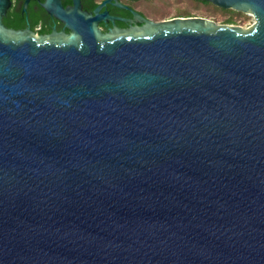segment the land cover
Returning <instances> with one entry per match:
<instances>
[{
  "label": "water",
  "instance_id": "obj_1",
  "mask_svg": "<svg viewBox=\"0 0 264 264\" xmlns=\"http://www.w3.org/2000/svg\"><path fill=\"white\" fill-rule=\"evenodd\" d=\"M208 1L255 22L53 1L36 37L0 0V264H264V0Z\"/></svg>",
  "mask_w": 264,
  "mask_h": 264
},
{
  "label": "flooded vegetation",
  "instance_id": "obj_2",
  "mask_svg": "<svg viewBox=\"0 0 264 264\" xmlns=\"http://www.w3.org/2000/svg\"><path fill=\"white\" fill-rule=\"evenodd\" d=\"M62 8L74 7L98 15L97 26L110 38L141 34L149 21H158L156 0H10L3 23L15 30L28 31L36 37L66 36L72 32L67 23L48 8L52 2ZM98 12L96 8L99 7Z\"/></svg>",
  "mask_w": 264,
  "mask_h": 264
},
{
  "label": "rangeland",
  "instance_id": "obj_3",
  "mask_svg": "<svg viewBox=\"0 0 264 264\" xmlns=\"http://www.w3.org/2000/svg\"><path fill=\"white\" fill-rule=\"evenodd\" d=\"M155 7L156 15L162 19L181 16L180 14H188V16L211 18L218 23H227L226 19L230 16V13L221 10L224 8L216 6L221 8L219 9L202 4H195L191 0H156ZM237 12L235 20L228 24H235L243 28H248L254 24L255 17L252 13Z\"/></svg>",
  "mask_w": 264,
  "mask_h": 264
},
{
  "label": "trees",
  "instance_id": "obj_4",
  "mask_svg": "<svg viewBox=\"0 0 264 264\" xmlns=\"http://www.w3.org/2000/svg\"><path fill=\"white\" fill-rule=\"evenodd\" d=\"M192 2H194L195 4H202L204 6H208V7H215V8H219L216 7L213 3L209 2L208 0H191ZM221 9V8H219ZM224 12H228L230 13V16L226 19L227 23H232L235 20V15L238 13L236 10L234 9H221ZM181 16H188V14H180Z\"/></svg>",
  "mask_w": 264,
  "mask_h": 264
}]
</instances>
